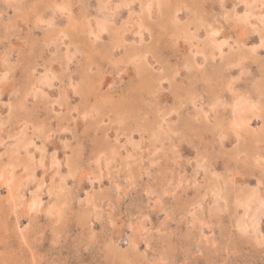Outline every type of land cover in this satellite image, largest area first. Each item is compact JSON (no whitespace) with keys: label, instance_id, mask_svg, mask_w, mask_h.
<instances>
[{"label":"rangeland","instance_id":"rangeland-1","mask_svg":"<svg viewBox=\"0 0 264 264\" xmlns=\"http://www.w3.org/2000/svg\"><path fill=\"white\" fill-rule=\"evenodd\" d=\"M0 264H264V0H0Z\"/></svg>","mask_w":264,"mask_h":264}]
</instances>
